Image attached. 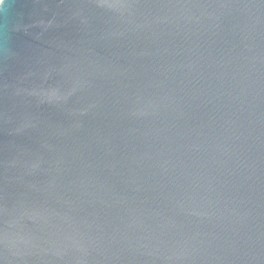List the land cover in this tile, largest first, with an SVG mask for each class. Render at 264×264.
<instances>
[{
	"label": "water",
	"instance_id": "obj_1",
	"mask_svg": "<svg viewBox=\"0 0 264 264\" xmlns=\"http://www.w3.org/2000/svg\"><path fill=\"white\" fill-rule=\"evenodd\" d=\"M0 264H264V0H2Z\"/></svg>",
	"mask_w": 264,
	"mask_h": 264
},
{
	"label": "clouds",
	"instance_id": "obj_2",
	"mask_svg": "<svg viewBox=\"0 0 264 264\" xmlns=\"http://www.w3.org/2000/svg\"><path fill=\"white\" fill-rule=\"evenodd\" d=\"M0 2H2V0H0Z\"/></svg>",
	"mask_w": 264,
	"mask_h": 264
}]
</instances>
